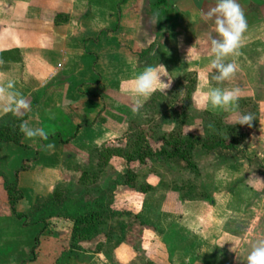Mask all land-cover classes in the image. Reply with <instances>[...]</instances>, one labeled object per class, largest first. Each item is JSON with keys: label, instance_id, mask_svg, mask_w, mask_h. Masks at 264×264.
<instances>
[{"label": "crops", "instance_id": "1", "mask_svg": "<svg viewBox=\"0 0 264 264\" xmlns=\"http://www.w3.org/2000/svg\"><path fill=\"white\" fill-rule=\"evenodd\" d=\"M158 1L0 0V86L11 81L13 90L30 103L28 111L14 115L4 112L0 102V120L12 114L47 135L27 138L22 133L17 143L0 139V259L18 264L32 254L36 262L48 256L56 263L60 260L63 237L45 236L54 225L44 230L45 220L26 217V226L39 231L31 244L23 245L12 235V222L23 224L13 210L21 216L51 211L56 213L52 217H59L57 201L49 196L69 174V151L82 152L86 161L87 151L122 147L117 140L125 132V119L139 116L141 102L154 93L167 95L178 81L192 75L193 96L204 110L216 116L226 112L228 107H213L204 95L210 88L227 89L212 83L209 38L217 34L213 22L202 15L215 0ZM238 3L247 29L236 53L223 62L234 63L237 84L252 91L257 82L254 70L264 72V0ZM159 65L167 71L161 80L169 87L135 96L129 82L145 68ZM261 86L264 93V80ZM253 135L260 136L264 154V96ZM253 148L240 153L227 149L233 161L202 173L201 194H192L190 185L178 191H141L120 179L108 208L120 215L138 214L161 234L144 230L134 246L121 242L112 254L121 257L118 250L125 247L134 255L127 256L132 264L136 258L145 264H247L253 244L264 240V170H249L250 153L261 158L263 154ZM26 160L32 161L29 169L18 171ZM5 184L15 185L20 196L13 209ZM61 260L112 264L101 251L88 261L75 256Z\"/></svg>", "mask_w": 264, "mask_h": 264}, {"label": "rangeland", "instance_id": "2", "mask_svg": "<svg viewBox=\"0 0 264 264\" xmlns=\"http://www.w3.org/2000/svg\"><path fill=\"white\" fill-rule=\"evenodd\" d=\"M254 72L257 82L253 84V89L250 91L237 84L240 81L237 72H234L229 79L218 81L214 79L216 71L212 70L213 85L227 89L239 88L242 93L237 101L238 107L235 109L228 107L222 115H210L204 110L201 102L193 96L191 84L194 78L189 75L186 77L187 80L183 82V87H179L177 92L172 95L154 93L151 99L145 103L141 102L139 116L125 119V132L117 140L118 144L122 142V147L119 148H123L124 155L118 156L117 159L110 158L105 162L100 160L98 152L93 149L91 152L85 153L87 154L85 161L82 152L80 154L74 152L73 154V151L70 150L69 164H66L69 174L57 185L55 193L49 196V199L57 201V207L60 208L59 217L57 215V217H52V214L56 213L51 211L39 212L37 216H35V212L25 213V215L23 213L25 216L24 222L21 220L23 224L17 226L16 222H12V235L17 236L23 245L27 246L31 244L39 229L30 225L25 226L29 224L26 217H33L34 221L36 219L45 220L46 222H43L44 230L53 224L54 230L50 228L45 236L51 238L53 235L59 234L63 237L59 247L61 258L57 263L50 256L41 258L36 262L35 256L31 254L28 261H20L18 264H63L61 259L65 256H75L80 260L88 261L94 253L100 251L109 258L112 264H132L127 256L134 255L125 247L118 250V253L122 254L121 257H116L111 252L112 248L122 247V234L129 217L114 213L115 211H111L107 205L102 209L100 203H106L109 200L108 194L110 191L113 193L114 184L120 182L124 176L126 178L127 172L135 173L134 175L137 176L131 183L137 189L153 188L158 192L164 190L178 191L181 187L190 185L191 188H194L191 193L195 195L196 192L202 193L199 184L202 181L201 176L204 171L233 161L232 152H228V148L223 146H229L233 142L240 146V148L235 147L233 149L235 152H244L249 150L248 147H254L253 149H259L257 151L263 154V149H260L261 138L254 136L253 132L259 122V103L264 96L261 88L264 72L263 69L259 68L255 69ZM249 96L252 97L249 98ZM173 114H175L174 117ZM243 114L252 116L253 120L250 126L237 123L240 115ZM229 126L237 129L235 131L237 137L233 138L232 134L226 130ZM127 130L130 131L127 132ZM135 131L138 133L134 134ZM176 132L184 135L190 142L201 141L207 144V147L213 144L217 138L224 143L222 147L211 149H208L209 147L202 148L199 144L196 147L193 146L190 151V162L154 154L156 151H161V148L165 146V143L161 142L168 140L167 138L175 135ZM136 134L141 136H139L138 141L137 137L135 138ZM115 143L116 141L110 145H115ZM242 143L245 144L243 148L241 147ZM126 144H129L130 147H126ZM142 145L146 148L140 149L139 147ZM137 151L140 152L141 156L143 153L147 154L145 160L129 162V153L130 155H137ZM250 155V172L255 173L264 170V154L262 158L258 156L257 152L250 153ZM24 162L23 166L25 167H30L32 164L30 160ZM249 182L253 184V178ZM56 193L59 195H55ZM95 199L101 202L94 203ZM90 206L93 208L90 209ZM63 208L67 209L66 212L70 216L66 215ZM91 226H94V230L89 232ZM73 230H76L74 231L76 232L75 240L72 238ZM85 235L89 236L85 238ZM36 246L37 244H35L34 250ZM0 264L13 263L8 258H2ZM133 264L145 263L136 258Z\"/></svg>", "mask_w": 264, "mask_h": 264}, {"label": "clouds", "instance_id": "3", "mask_svg": "<svg viewBox=\"0 0 264 264\" xmlns=\"http://www.w3.org/2000/svg\"><path fill=\"white\" fill-rule=\"evenodd\" d=\"M202 15L211 20L215 26L216 37H210L211 52L214 58L210 61V68L216 71L214 79L223 81L232 77L236 71L234 63H224L223 60L230 54L236 53L240 46L242 34L247 29V20L238 0H215V6ZM167 71L162 65L149 66L134 77L129 83L135 96H149L158 89L169 87V83L161 80L166 77ZM14 85L9 81L0 86V102L3 103L4 112H12L14 115H22L30 109L29 101L18 91H14ZM207 102L213 107H238L237 101L240 96L239 88L221 89L210 88L205 94ZM136 109H134L135 111ZM253 120L249 114L240 115L237 123L251 125ZM20 131L27 138L41 137L47 139L42 128H30L28 121L20 124ZM47 147H53L49 144ZM247 264H264V240H258L253 244L252 250L247 256Z\"/></svg>", "mask_w": 264, "mask_h": 264}, {"label": "trees", "instance_id": "4", "mask_svg": "<svg viewBox=\"0 0 264 264\" xmlns=\"http://www.w3.org/2000/svg\"><path fill=\"white\" fill-rule=\"evenodd\" d=\"M162 2H163V0H159L158 4H160ZM186 80H187L186 78H183L182 80L178 81L173 86L171 91L169 92V95L170 94L172 95L175 92H177L180 89L179 87H183V82H185ZM191 86H193V83L191 84ZM161 98H163V97H161ZM210 115H212V114H210ZM12 116L13 115L10 114V115H7L0 120V139L17 143L20 139L21 134H22V132L20 131V124L22 123V120L14 119V118H12ZM172 116L174 117L175 114H173ZM178 117H179V115H178ZM226 130H228V132L232 134L233 138L237 137V133H235V131H237L236 128L229 126L228 128H226ZM129 131L127 130V132H129ZM135 133H138V131H135L134 134ZM139 136L140 135H137V134L135 135V138L137 137V141L141 137V136L140 137ZM167 139L168 140L161 142V143H165V146L161 148V151H156L154 154L163 155L167 158L170 157V159L171 158H179V159H182L184 161H189V162H190V156H191L190 151L192 150L193 146L196 147L199 144V146H201L202 148H208L209 147L208 149H211V148L222 147L223 143H224V141L217 138L213 144L208 145V147H207V144H204L201 141L200 142L199 141L190 142V140H187V138L184 137V135H182L179 132H176L175 135L169 136ZM193 140H196V139L193 138ZM126 147H130V145L126 144ZM223 147L228 148V149L229 148L233 149L236 147V144L232 142L231 145H229V146L226 145ZM139 148L140 149L146 148V146L142 145ZM96 151L98 152V156H99L100 160H103L105 162H107L112 157H118V156L124 155L123 148H119V147H104L103 146L99 149H96ZM148 152H150L149 149H148ZM143 154H144V156H143ZM143 154L141 156L140 152L138 153V151H137V155H134V154L130 155V153H129L128 161L131 162L134 160H145V156L147 154H145V153H143ZM139 156H140V159H139ZM28 169H29V167H25V166L21 165V167L18 171H25ZM126 174H127L126 178H125V176L123 177L125 179L121 178V182H122L121 184H123L125 186H129L130 188L137 189L135 186H133L131 184L132 180L136 179V177H137L134 175L135 173L127 172ZM116 184H120V183L116 182L114 185L116 186ZM4 188H5V191L8 195L7 197H8L9 204H10L11 208L13 209L14 204L16 203L17 199L20 198V196L16 191L15 185L5 184ZM114 188H113V190H114ZM138 190L144 191L145 189H138ZM110 198H112L111 191L108 194L109 200L106 203H103L101 201H100L101 202L100 203L99 200H97V199H95L93 202L94 203H100V208L103 209L104 206H106V205L109 206L111 204ZM92 208L93 207L90 206V209H92ZM64 210H65V212L67 211V209H64ZM13 213H14V216L18 220H22L24 222L25 216H21V215L16 214L14 212V210H13ZM123 214L127 215V217H129V221L126 224L124 231H123V234H122V241L126 245L134 246L137 242H139L141 239V233L144 230H151V231H154L158 234H161V232L156 227H154V226L146 223L145 221H143L139 217L138 214H132V213H126V212H124ZM66 215L70 216L68 214V212H66ZM94 217H96V216L94 215ZM93 230H94V226H91V228L89 229V232H91ZM74 231H76V230H73L72 238L75 240L76 232H74ZM88 236L89 235H85L84 237L86 238ZM35 241H36L35 244H37V238L35 239ZM32 252H34V248L32 249Z\"/></svg>", "mask_w": 264, "mask_h": 264}]
</instances>
